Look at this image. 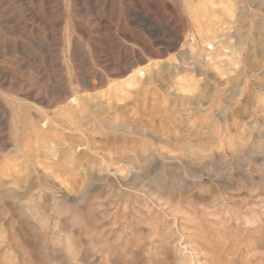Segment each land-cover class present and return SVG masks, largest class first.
Wrapping results in <instances>:
<instances>
[{"label": "rangeland", "instance_id": "rangeland-1", "mask_svg": "<svg viewBox=\"0 0 264 264\" xmlns=\"http://www.w3.org/2000/svg\"><path fill=\"white\" fill-rule=\"evenodd\" d=\"M0 264H264V0H0Z\"/></svg>", "mask_w": 264, "mask_h": 264}]
</instances>
